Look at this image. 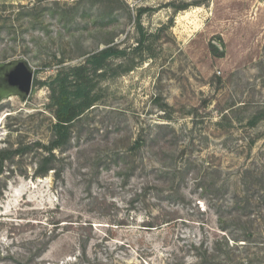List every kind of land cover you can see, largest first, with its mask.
Masks as SVG:
<instances>
[{"label": "rangeland", "instance_id": "rangeland-1", "mask_svg": "<svg viewBox=\"0 0 264 264\" xmlns=\"http://www.w3.org/2000/svg\"><path fill=\"white\" fill-rule=\"evenodd\" d=\"M112 45L128 56L36 175L56 74ZM12 60L34 76L0 101V150L25 149L0 175V264H264V0H0Z\"/></svg>", "mask_w": 264, "mask_h": 264}, {"label": "trees", "instance_id": "trees-1", "mask_svg": "<svg viewBox=\"0 0 264 264\" xmlns=\"http://www.w3.org/2000/svg\"><path fill=\"white\" fill-rule=\"evenodd\" d=\"M190 6H192V4L181 1L175 10L177 12L184 11ZM137 28L140 33V40L138 42V46H140L143 45L146 40V33H144L139 20L137 21ZM212 48L215 57L222 56L217 49L213 46ZM127 56L128 53L126 50H121L117 46L112 45L90 55L85 65L61 67L59 69L51 85V108L53 109L55 120L53 125V136L48 145L35 144L41 146L46 152V156L43 157L41 164L36 168V175L44 176L49 170H54L52 167H48L52 164L55 157L54 151L67 145L70 140L73 123L101 99V92L98 88L99 82L97 79L106 77L108 72L104 69L106 61L110 59L126 58ZM126 62L127 63L124 64H118L115 66L114 70L119 69L121 70L120 73L133 70L135 63L133 61L128 62L127 59ZM59 63H62V61ZM117 73L119 74V72H116V74ZM261 118L260 113L255 114L251 117L249 124L254 126ZM24 150H0V175L4 172V163L21 154ZM240 217H237L238 221ZM147 226L152 227L150 224Z\"/></svg>", "mask_w": 264, "mask_h": 264}, {"label": "water", "instance_id": "water-1", "mask_svg": "<svg viewBox=\"0 0 264 264\" xmlns=\"http://www.w3.org/2000/svg\"><path fill=\"white\" fill-rule=\"evenodd\" d=\"M33 70L25 60H12L0 64V101L19 97L25 101L32 88Z\"/></svg>", "mask_w": 264, "mask_h": 264}]
</instances>
